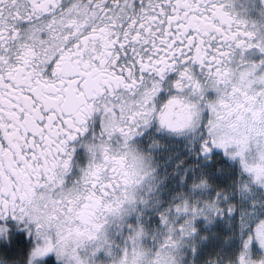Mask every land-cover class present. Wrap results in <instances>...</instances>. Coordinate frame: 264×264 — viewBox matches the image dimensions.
<instances>
[{
    "label": "snow or ice",
    "instance_id": "obj_1",
    "mask_svg": "<svg viewBox=\"0 0 264 264\" xmlns=\"http://www.w3.org/2000/svg\"><path fill=\"white\" fill-rule=\"evenodd\" d=\"M0 264H264V0H0Z\"/></svg>",
    "mask_w": 264,
    "mask_h": 264
}]
</instances>
